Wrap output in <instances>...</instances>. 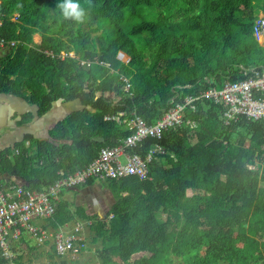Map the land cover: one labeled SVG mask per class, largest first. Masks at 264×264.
I'll use <instances>...</instances> for the list:
<instances>
[{
  "label": "trees",
  "instance_id": "trees-1",
  "mask_svg": "<svg viewBox=\"0 0 264 264\" xmlns=\"http://www.w3.org/2000/svg\"><path fill=\"white\" fill-rule=\"evenodd\" d=\"M77 2L85 10L81 22L63 16L58 7L63 0H0V38L14 44L0 50V94L34 105L38 116L56 102L69 107L79 101L84 107L58 120L48 139L25 135L2 150L3 181L43 190L59 171L83 168L102 147L130 134L105 116L124 113L125 119L137 116L151 125L183 96L238 80L239 66L264 68V48L253 37L254 12L264 9V0ZM14 15L17 20L11 21ZM119 51L130 58L128 64L116 59ZM61 52H73L77 59H60ZM120 77L131 84L128 92ZM222 111L208 101L186 107L183 118L196 123L194 130L183 124L134 150L143 156L155 144L164 148L165 154L148 164L149 179L104 182L113 203L108 218L91 226L103 242L101 264H114L112 257L118 264H171V258L180 264H256L261 259L264 118L240 117L225 125ZM188 190L193 191L189 198ZM65 192L45 221L51 228L95 218L64 200ZM250 218L256 226L247 225ZM20 258H12L13 264H21ZM6 262L0 256V264Z\"/></svg>",
  "mask_w": 264,
  "mask_h": 264
},
{
  "label": "built area",
  "instance_id": "built-area-1",
  "mask_svg": "<svg viewBox=\"0 0 264 264\" xmlns=\"http://www.w3.org/2000/svg\"><path fill=\"white\" fill-rule=\"evenodd\" d=\"M14 15L11 21H16ZM0 21V26H1ZM253 37L259 46L264 48V14L257 17L253 25ZM13 42L0 38V50ZM60 59H77L73 52H61ZM116 59L122 64H128L130 58L123 52H117ZM102 64V63H100ZM80 66H89L85 61H79ZM108 66L107 64H103ZM239 79L224 81L219 88L208 87L192 95H185L181 103H172L161 118L148 125L140 117L124 118V113L105 116V121H115L125 126L130 134L114 146L102 147L98 155L86 166L72 173L58 172L57 180L49 187L36 191L26 188L16 180L3 181L0 178V256L5 258V264H13L11 245L18 244L23 233L28 234L39 245L51 235L39 228L35 221H47L55 213V202L61 192L75 189L87 184L104 183L109 180H121L134 177L139 181L149 179L148 164L165 154L164 148L153 145L142 156L134 150L146 139L161 140L163 134L185 124L194 130L196 123L184 120L183 111L186 107L195 108L196 102L208 101L223 107L221 120L225 125L244 117L249 121L264 118V68L261 66H239ZM123 89L128 92L131 84L126 78L120 77ZM17 154V150L14 151ZM81 224L71 229H57L52 237L54 250L59 257L76 258L88 246L81 237Z\"/></svg>",
  "mask_w": 264,
  "mask_h": 264
},
{
  "label": "crops",
  "instance_id": "crops-1",
  "mask_svg": "<svg viewBox=\"0 0 264 264\" xmlns=\"http://www.w3.org/2000/svg\"><path fill=\"white\" fill-rule=\"evenodd\" d=\"M67 108L68 104L56 102L54 107L51 108L53 111L51 114L38 116L37 108L34 105L28 104L21 98L0 94V152L6 148H11L16 143L22 142L25 135H32L35 139L39 140L48 139L47 134L49 129L58 119L61 118V116H63L67 111ZM25 145H27L26 142ZM18 182L22 183L20 181ZM101 185L103 186V183H93L88 186H80V188L66 191L62 196L64 200L72 203L74 207L84 209L87 216H94L95 218H91L90 220L76 218L72 222L59 227L61 229H71L75 225L81 224V237L88 242L87 250L81 255L83 258L88 259L93 257V252H95L96 259L99 260L98 264H101L98 252L102 249L103 242L102 239L95 238L91 226L94 222L108 218V213L113 203L109 191L106 189L100 191ZM72 209L74 208L72 207ZM35 224L51 235L43 242V244L38 245H42L41 248H44V255L48 259L45 264H58L59 261H63L64 259L57 256L55 253L54 239L52 237V234L59 228L53 229L47 222L43 221H35ZM29 240L34 241L31 236L23 233L18 245L27 246V241ZM16 245L17 244L11 245L13 258H16L18 255L15 249ZM112 260L114 261V264L119 263L117 257H112ZM20 263L23 264L21 258Z\"/></svg>",
  "mask_w": 264,
  "mask_h": 264
},
{
  "label": "rangeland",
  "instance_id": "rangeland-1",
  "mask_svg": "<svg viewBox=\"0 0 264 264\" xmlns=\"http://www.w3.org/2000/svg\"><path fill=\"white\" fill-rule=\"evenodd\" d=\"M256 15L260 16L262 14H264V9H262L260 6L255 10L254 12ZM34 42L36 44H38L40 42V37L38 35H35L34 36ZM155 62V60L153 61H146V64L148 66H151L153 63ZM103 186L104 183H103ZM101 185L100 187V191L101 190H104L106 188L103 187ZM108 191V190H107ZM193 195V191L191 190H188L186 192V196L189 198L190 196ZM161 220H164L165 219V215L163 214H159L158 216ZM42 222V221H41ZM247 225H251V226H256V223H255V220L250 218L247 222ZM80 235H82L80 233ZM85 243L87 244L88 246V242L86 241V239H84ZM28 244L27 246H21V245H16L15 246V249H16V252L19 256H21V262L23 264H45L46 263V260L47 257L44 255V248L42 249L41 246H38L34 241H27ZM259 246H260V252H261V259H259L256 264H264V237L263 239L259 242ZM17 255V256H18ZM93 257L91 258H83V256L80 254L79 256H77L76 258H70V257H62L64 260L63 261H59L58 264H98L99 263V260L96 259V256H95V252H93ZM95 256V257H94ZM180 261L176 258H171V264H180L179 263Z\"/></svg>",
  "mask_w": 264,
  "mask_h": 264
},
{
  "label": "clouds",
  "instance_id": "clouds-1",
  "mask_svg": "<svg viewBox=\"0 0 264 264\" xmlns=\"http://www.w3.org/2000/svg\"><path fill=\"white\" fill-rule=\"evenodd\" d=\"M58 7L65 18L81 22L85 17V10L77 0H63V3L59 4Z\"/></svg>",
  "mask_w": 264,
  "mask_h": 264
},
{
  "label": "water",
  "instance_id": "water-1",
  "mask_svg": "<svg viewBox=\"0 0 264 264\" xmlns=\"http://www.w3.org/2000/svg\"><path fill=\"white\" fill-rule=\"evenodd\" d=\"M73 104L72 105H69V107L67 108V111L63 114V116H61V118L60 119H58V120H61V119H63V118H65L68 114H70L71 112H73V111H77V110H81V109H83L84 107L83 106H81L80 105V103H79V101H75V102H72ZM55 104V103H54ZM54 104L52 105V107L51 108H53L54 107ZM74 105H76L78 108H75L74 109ZM53 111H52V109H50L46 114H51ZM57 120V121H58ZM56 121V122H57ZM55 124V123H54ZM53 124V125H54ZM53 127V126H52ZM50 130V129H49Z\"/></svg>",
  "mask_w": 264,
  "mask_h": 264
}]
</instances>
